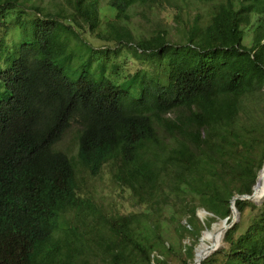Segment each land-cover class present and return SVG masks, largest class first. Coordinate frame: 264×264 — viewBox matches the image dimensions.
<instances>
[{"label":"trees","instance_id":"obj_1","mask_svg":"<svg viewBox=\"0 0 264 264\" xmlns=\"http://www.w3.org/2000/svg\"><path fill=\"white\" fill-rule=\"evenodd\" d=\"M18 1L0 0V264H193L202 231L232 216L233 197L252 193L260 174L262 187L264 0H207L193 20L176 0H109L128 19L137 4H172L180 36L138 37L111 22L98 35L117 46L106 57L89 46L81 64L72 41L101 25L100 0L16 14L9 58L6 18ZM127 47L152 70L112 78L107 60ZM74 123L78 162L57 147ZM107 164L141 211L108 214L79 191L78 165L96 177ZM236 207L255 213L202 264H264V205ZM200 208L213 214L205 225Z\"/></svg>","mask_w":264,"mask_h":264},{"label":"rangeland","instance_id":"obj_2","mask_svg":"<svg viewBox=\"0 0 264 264\" xmlns=\"http://www.w3.org/2000/svg\"><path fill=\"white\" fill-rule=\"evenodd\" d=\"M108 1L109 0H100L101 25L92 32L86 30L83 33V38L86 40V43L73 39L74 41H72V47L75 48L74 62L76 64H81L82 60L89 57L91 50L89 49V46L102 50L101 54L103 56L105 55L103 50H108L109 48H115L117 46V42L114 39L107 41L100 38L98 35L99 32L104 33L109 30L111 28V22L112 24L120 23L127 25L133 34L138 37H150L161 30H169L173 33L175 38L180 36V33H178L179 29L177 27L178 23L176 22L175 17L174 19L172 17V14H176L177 10L172 6V4L165 3L164 5H159L153 9L137 4L128 11L131 15L130 19H128L121 14H117L116 11L109 6ZM206 1L207 0H176V4L178 5V12L183 15L184 18H190L193 20L197 13H200L202 18L207 15L208 10L205 8L204 4L211 3L215 6V4L219 2V0L208 1L209 3H206ZM18 3L23 4V8L20 9L19 7H16L11 10L6 18L8 32L10 34L12 32L11 35L6 32V45L10 49V51L6 52V57L9 58H12L17 52L14 46L18 40V36L14 31L17 30L18 26L14 20H12L16 14L21 13L20 15L22 21H29L37 15L36 9L33 8L35 5L42 8L45 7L46 10L51 11L52 13L56 12L60 7H68L69 10L72 9L68 0H19ZM28 6H31V9H28ZM86 29H88V25H86ZM19 34H22L23 36V31L21 30ZM110 58L111 59L107 60V73L111 75L112 78H115V74L117 72H120L119 80H122L125 76L133 74L137 70H152L151 66L153 62L149 59L145 61L135 59L132 54L131 47H127L126 51H121L118 54L111 53ZM79 129L80 126L77 123H74L57 144V147L67 151L76 162H78ZM78 168L79 191L84 194L85 197H93L95 202L98 204L97 206L103 209L106 213L112 215L128 214L142 210L143 206L137 203L132 192L128 188L121 186L113 180L112 173L110 171V164H107L103 168L102 172L96 177L90 176L89 173L80 165H78ZM262 182L264 183V172H262ZM254 203L259 206L264 205V198L262 201ZM201 209L202 208L198 210V213H200ZM254 213L255 211H249L248 209L244 213L239 212L236 223H242L243 228H246L247 223L250 222ZM212 219L213 215L210 214H202V217H200L202 225H205L206 221H212ZM183 222L188 223V216L183 218ZM221 226L222 225L217 228V233L221 230ZM211 236L212 233H208V235H205L204 240L208 242ZM183 242L191 243L192 239L190 236L186 235L183 238ZM225 246H227V243L223 239L220 248ZM175 264L182 263L175 262Z\"/></svg>","mask_w":264,"mask_h":264},{"label":"water","instance_id":"obj_3","mask_svg":"<svg viewBox=\"0 0 264 264\" xmlns=\"http://www.w3.org/2000/svg\"><path fill=\"white\" fill-rule=\"evenodd\" d=\"M263 169H264V166H263V168L261 170H263ZM258 178H259V176H258ZM258 178H257V181H258ZM257 181H256L255 185L253 186L252 193H250V194H236L233 197L231 208H232V213H233V210L235 211V216L234 217L228 216L226 218H223L221 220H218L217 222H214L211 225V227H208V228H206V229H204L202 231V237L200 239V242H199L198 246L195 249V259H194L193 264H196L197 260H198V262H200V264H202V262L207 257H209L211 254H213L214 252H216L221 247V245H217L216 240L213 237L210 238V240H208V242H206L204 240L205 239V235H208V232L213 231L218 225H220L222 223L224 224L225 228H227V230H228L230 227H232L237 222L238 214L240 212L238 210V208L236 207V201L237 200L240 199V200H249V201L257 202V201L254 200L255 187L257 185ZM202 214H210V215H213L212 213L208 212L204 208H202L200 210V213H198V215L200 217H202ZM204 246L206 247V251H203L202 252L203 254L198 259V256L200 255V250H202Z\"/></svg>","mask_w":264,"mask_h":264},{"label":"bare ground","instance_id":"obj_4","mask_svg":"<svg viewBox=\"0 0 264 264\" xmlns=\"http://www.w3.org/2000/svg\"><path fill=\"white\" fill-rule=\"evenodd\" d=\"M262 172H264V169L261 170ZM260 179H261V174H260V177H259V183H260ZM264 198V183L262 182V187L260 189V191L258 192V188L255 189V195H254V200L259 202V201H262V199ZM235 216V211L233 210V213H232V217ZM221 226L222 230H223V235L219 238L218 235H217V228H219V226ZM218 225L211 233H212V236L213 238L216 240V243L217 245H221L222 242H223V239H224V235H225V232L227 230V228H225L224 224H220ZM203 251H206V247L204 246L202 250H200V255L198 256V259L201 257V255L203 254L202 252ZM196 264H200V262H196Z\"/></svg>","mask_w":264,"mask_h":264}]
</instances>
